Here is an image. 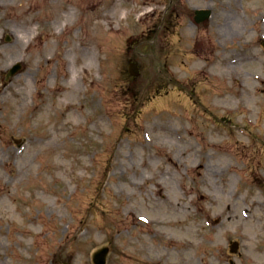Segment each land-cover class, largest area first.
<instances>
[{
    "label": "rangeland",
    "instance_id": "obj_1",
    "mask_svg": "<svg viewBox=\"0 0 264 264\" xmlns=\"http://www.w3.org/2000/svg\"><path fill=\"white\" fill-rule=\"evenodd\" d=\"M103 247L264 264V0H0V264Z\"/></svg>",
    "mask_w": 264,
    "mask_h": 264
},
{
    "label": "water",
    "instance_id": "obj_2",
    "mask_svg": "<svg viewBox=\"0 0 264 264\" xmlns=\"http://www.w3.org/2000/svg\"><path fill=\"white\" fill-rule=\"evenodd\" d=\"M199 14H201V16L203 18H206L210 13L209 12H202V13H199ZM20 68H21L20 65L15 66L11 70L9 75L15 74ZM130 71H131L132 75H138V69H137L136 65H131ZM108 252H109L108 248H104V249L100 250L98 253H96L94 255V262L96 264H106V256H107Z\"/></svg>",
    "mask_w": 264,
    "mask_h": 264
},
{
    "label": "bare ground",
    "instance_id": "obj_3",
    "mask_svg": "<svg viewBox=\"0 0 264 264\" xmlns=\"http://www.w3.org/2000/svg\"><path fill=\"white\" fill-rule=\"evenodd\" d=\"M72 91H68L67 93H71Z\"/></svg>",
    "mask_w": 264,
    "mask_h": 264
},
{
    "label": "flooded vegetation",
    "instance_id": "obj_4",
    "mask_svg": "<svg viewBox=\"0 0 264 264\" xmlns=\"http://www.w3.org/2000/svg\"><path fill=\"white\" fill-rule=\"evenodd\" d=\"M174 2V1H173Z\"/></svg>",
    "mask_w": 264,
    "mask_h": 264
}]
</instances>
